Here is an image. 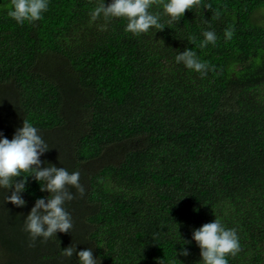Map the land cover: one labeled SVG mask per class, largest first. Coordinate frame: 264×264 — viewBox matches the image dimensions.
I'll list each match as a JSON object with an SVG mask.
<instances>
[{
  "label": "trees",
  "instance_id": "trees-1",
  "mask_svg": "<svg viewBox=\"0 0 264 264\" xmlns=\"http://www.w3.org/2000/svg\"><path fill=\"white\" fill-rule=\"evenodd\" d=\"M99 2L49 0L20 25L0 0V136L34 124L38 167L78 171L85 189L69 188L72 230L33 242L25 217L52 194L35 173L0 186V264H79L84 249L100 264H202L193 233L217 218L240 239L229 264H264V0H206L173 22L154 4L164 28L140 35L90 23ZM205 30L218 39L201 49ZM186 50L206 76L175 62Z\"/></svg>",
  "mask_w": 264,
  "mask_h": 264
},
{
  "label": "clouds",
  "instance_id": "clouds-1",
  "mask_svg": "<svg viewBox=\"0 0 264 264\" xmlns=\"http://www.w3.org/2000/svg\"><path fill=\"white\" fill-rule=\"evenodd\" d=\"M154 4L162 6L163 14L172 22L182 18L186 10H195L201 6L211 9V4L206 0H112L107 5L105 0H100L89 12V22H95L101 17L106 21L111 18H124L127 20L125 31L133 35L147 33L152 28L163 29L160 14L150 11ZM48 8L49 0H11L7 15L17 24L23 25L25 22L40 21ZM233 34L231 28L225 29V42L230 40ZM202 35L203 39L199 44L201 49L209 44L216 45L218 38L213 30H205ZM189 39L195 42L194 36L190 35ZM175 62L182 63L187 69L199 73L201 77L206 76L211 70L208 62L201 60L193 50L177 54ZM38 132V127L24 120L23 126L17 129L11 140L0 136V186H9L12 178L22 173H35L42 188H46L52 194L47 203L42 198L38 199L25 217L24 230L29 233L33 242L38 238L47 241L58 231L72 230V217L65 205L76 196L69 188H75L80 196L85 193L78 171L70 173L66 168L38 167L39 156L48 147ZM34 165L37 167H33ZM15 187L16 192L8 197V200L17 206H23L25 201L18 193L24 190L25 184L21 182ZM192 239L201 249L202 264H229L228 258L235 257L241 251L236 229L225 227L219 218L195 230ZM74 251L73 247L64 248L62 255L71 257ZM180 254L187 256L189 253L187 249L182 248ZM77 255L79 264H100L101 261L100 257L94 258L91 249L81 250Z\"/></svg>",
  "mask_w": 264,
  "mask_h": 264
},
{
  "label": "rangeland",
  "instance_id": "rangeland-1",
  "mask_svg": "<svg viewBox=\"0 0 264 264\" xmlns=\"http://www.w3.org/2000/svg\"><path fill=\"white\" fill-rule=\"evenodd\" d=\"M258 16L260 17V19H261L262 21H264V10L259 11V12H258ZM51 152H53V151H51Z\"/></svg>",
  "mask_w": 264,
  "mask_h": 264
}]
</instances>
